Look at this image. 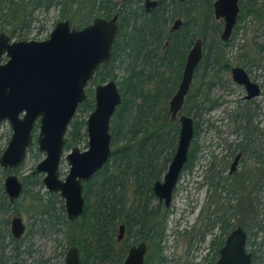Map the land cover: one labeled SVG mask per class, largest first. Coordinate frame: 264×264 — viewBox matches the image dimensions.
Instances as JSON below:
<instances>
[{"label": "trees", "instance_id": "obj_1", "mask_svg": "<svg viewBox=\"0 0 264 264\" xmlns=\"http://www.w3.org/2000/svg\"><path fill=\"white\" fill-rule=\"evenodd\" d=\"M157 1V7L151 12L142 6L141 13L137 14L135 7L142 0H126L120 8L113 0H93L91 10L86 16H81L77 24L76 29H81L90 25L96 18L94 16L111 19L119 15L113 60L111 64L101 65L97 69L92 79L94 84L115 80L116 63L123 62L124 57L131 61L126 69V77L118 83L122 104L111 122V157L104 168L84 184V215L76 221L66 220L65 216L57 217L63 220V224L74 227L75 235L68 244L79 248L80 264H124L131 244L143 241L148 244L145 264L166 263L162 243L169 210L159 203L154 206L152 200L156 198L153 185L170 165L179 140L180 124L178 120L171 121L169 102L179 87L186 57L196 39L201 38L204 42V58L197 69L198 72L203 67L204 74L200 78L199 88H191L180 113L193 117L195 135L198 134L196 119L201 117L205 106H217L215 101H211L210 93L221 84V79L213 74L230 70L224 50L229 44L217 39L222 27L216 25L213 17L216 0H186L183 3L179 0ZM1 3L7 4L9 10L18 6L14 0H1V12L4 9ZM38 4L35 3L36 6ZM59 4L62 6V18L67 19L75 18L76 13L86 6L81 0H61ZM258 11L255 4L249 8L250 14ZM176 17L182 18L183 24L178 31L171 32L167 30L168 24ZM213 35L217 38L208 48V38ZM257 50L258 55L262 56L264 45H259ZM148 70L151 71L147 75ZM198 77L196 74V79ZM147 83L153 85L151 90L145 89ZM86 92L88 94L89 90ZM137 101L141 102L136 104ZM80 107L87 111L95 108V105L88 95V100ZM244 119L246 128L251 131L254 127L251 126V114L248 111ZM86 136V121H79L76 117L66 135L68 143L65 148H71ZM118 140H122L124 145L118 146ZM194 153V149H190L184 170L192 168ZM258 159L261 160L262 156L258 155ZM125 176L134 178L131 195L127 193L129 188L125 185ZM28 193L23 190V194ZM6 199L0 201V214L11 204ZM249 208L243 211L245 216L247 214L245 219L253 214L251 204ZM54 209L53 202L49 201L44 209L36 213L53 217ZM237 209L242 213L241 206ZM61 210L64 213V205ZM225 216L218 220L224 238L213 243L217 247V256L232 227ZM245 219L239 224L243 228H246ZM121 225L125 226L126 234L119 243L117 234ZM262 228L259 224L257 229ZM14 243L18 245L19 242ZM5 249L0 233V264H4ZM15 250L18 251L17 246ZM251 253L253 263L257 264V251Z\"/></svg>", "mask_w": 264, "mask_h": 264}, {"label": "rangeland", "instance_id": "obj_2", "mask_svg": "<svg viewBox=\"0 0 264 264\" xmlns=\"http://www.w3.org/2000/svg\"><path fill=\"white\" fill-rule=\"evenodd\" d=\"M14 1L18 4L16 8L9 10L7 4L1 3L4 9L2 12L0 11V35L5 34L12 41L47 40L55 26L61 21L68 20L74 28H77L80 17L86 16L93 5V0H81L86 3V6L82 11L76 13L75 18L67 19L62 18V6L59 4L61 0ZM125 1L113 0V3L120 8L124 6ZM145 1L142 0L135 7L137 14L141 13L140 8L144 6ZM35 3L39 4L36 6ZM253 4L259 11L250 14L249 8ZM240 6L243 13L241 10L237 26L228 42L230 44L224 49L230 70L213 74L221 79V84L215 86L210 93L211 101H215L217 106L214 108L205 106L201 117L196 119L198 134L195 135L191 145V149L195 151L194 163L191 169L183 171L174 190L172 204L168 209L165 238L162 243L163 256L166 258L165 264H216L219 255H216L217 247H214L213 243L224 238L218 220L226 215L225 217L232 226L231 232L240 226V222L245 219L247 214L245 216L243 211L248 209L250 204L253 214L244 220L246 225L244 229L248 236L247 249L249 252L257 251L259 258L257 264H264V179L261 176L262 163L252 161L247 157L241 168V173L248 170H259L258 194L256 197V191H252L253 195H251V198L254 199L253 205L251 200H248L249 196H236L230 192L232 183L229 176L230 166L238 152L239 145L246 143L243 128L246 127L244 115L247 111L251 114V126L257 129V133L252 137L254 143L252 147L263 153L264 156V54L260 56L257 52L258 46L264 45V0H240ZM95 17L100 16L97 15L93 18ZM177 19L182 18H174L168 24L167 30H171ZM214 20L216 25L223 29V19L216 20L214 17ZM220 36L221 33L218 38L216 35L210 36L207 42L208 48L214 44L216 38L220 40ZM251 59L257 62L253 63ZM2 61L5 62L6 58H3ZM130 62V59L124 57L123 62L116 63L115 75L117 78L114 81L117 84L126 77V69ZM234 67L245 69L251 78L262 86L263 95L261 97L253 101L245 100V89L232 80L231 69ZM150 71H147V75ZM196 74L199 77L194 81L195 89L199 88L204 68L201 67ZM209 74L212 76L211 72ZM93 81L88 84L86 90H89V99L93 100L95 105V88L102 83L94 84ZM108 82L109 80L106 83ZM152 88L153 85L150 83L145 86L147 91ZM140 102L137 101L136 104ZM93 110L94 108L85 111L80 107L74 120L77 117L79 121L85 120L87 122ZM191 118L193 119V117ZM38 134L39 122L36 123L33 131L34 144L29 149L23 165L11 172L0 167L1 202L4 201L5 197L10 202L4 185L9 175L17 176L24 185V189L29 192L22 194L16 202L11 203L0 214V233L6 247L3 253L4 264H65L66 255L72 247L69 246L68 242L75 235L74 227L65 225L63 220L57 219V217L65 216L66 220H69L66 211L64 210L62 213L61 210L64 200L59 193H50L43 185L46 174L36 172L37 165L46 158V154L39 151L36 143ZM12 135L13 131L9 122H2L0 124V157L7 149ZM88 141V136H86L79 139L71 148H65L59 168L61 180L67 177L70 170L67 155L73 148H79L82 152L86 151ZM117 144L118 146L124 145L122 140H118ZM168 167L160 180L163 179ZM125 177V185L129 188L127 193L131 195L134 178ZM240 200L242 213L236 212ZM49 201H52L55 207L53 217L38 215L36 212L44 209ZM157 203V198L152 200L154 206ZM238 212L241 217L237 216ZM15 217L22 218L26 226L25 235L16 241L19 242L18 245L14 243L10 230L11 221ZM256 223L263 227L262 230L256 228ZM15 246L20 252L15 250Z\"/></svg>", "mask_w": 264, "mask_h": 264}, {"label": "water", "instance_id": "obj_3", "mask_svg": "<svg viewBox=\"0 0 264 264\" xmlns=\"http://www.w3.org/2000/svg\"><path fill=\"white\" fill-rule=\"evenodd\" d=\"M184 2L185 0H179ZM240 0H216L213 5L216 20L223 19L220 39L229 42L238 22ZM157 0H146V11L151 12ZM175 20L171 32L182 26ZM119 32V15L111 19L96 17L81 29L71 22H59L50 37L44 41H12L0 35V124L9 122L13 131L7 149L0 157V167L16 170L26 160L34 144L33 131L39 122L36 143L46 158L36 167L45 173L43 185L50 193H59L64 200L67 218L80 219L85 212L84 184L108 163L111 157V121L122 104L119 86L114 80L95 88V108L86 122L88 149L73 148L67 155L70 170L64 180L59 178V168L67 144L66 135L78 109L88 100L86 89L101 65L113 60V47ZM6 58L3 62L2 59ZM204 58V42L195 40L186 57L182 78L169 102L168 114L172 122L179 121L180 132L176 152L162 180L153 185V192L165 208H170L174 190L188 162L195 137V122L180 115L192 88L196 71ZM233 81L246 89L247 100L258 98L261 89L252 82L241 67L232 70ZM239 157L233 163L235 171ZM5 192L11 202L18 200L23 185L15 175L5 180ZM11 232L20 240L26 232L22 218L11 221ZM125 226L121 225L118 241L124 239ZM247 233L242 227L233 230L220 249L216 264H254L247 249ZM148 245L145 242L130 248L124 264H145ZM80 250L72 246L65 264H80ZM18 264V263H14Z\"/></svg>", "mask_w": 264, "mask_h": 264}, {"label": "flooded vegetation", "instance_id": "obj_4", "mask_svg": "<svg viewBox=\"0 0 264 264\" xmlns=\"http://www.w3.org/2000/svg\"><path fill=\"white\" fill-rule=\"evenodd\" d=\"M186 1V0H185ZM184 1V2H185ZM181 3H183V2H181ZM239 4H240V2H239ZM146 5V1H145V3H144V7H146L145 6ZM145 10H146V8H145ZM214 10V9H213ZM241 10H242V13H243V9H242V7L240 6V12H241ZM239 18H240V13H239V17H238V20H239ZM243 19V18H242ZM238 23V22H237ZM237 26V25H236ZM223 28H224V25H223ZM236 28V27H235ZM235 30V29H234ZM222 31H223V29H222ZM222 33V32H221ZM234 33V32H233ZM233 35V34H232ZM232 38V37H231ZM230 41V40H229ZM226 44H228V42L226 43ZM230 44V43H229ZM199 68V67H198ZM235 68V67H234ZM242 68V67H241ZM232 70H233V68L231 69V75H232ZM245 70V69H244ZM246 71V70H245ZM247 72V71H246ZM196 73H197V71H196ZM247 74L249 75V77H250V79L252 80V82H254V83H256V84H258L257 82H255L252 78H251V76H250V74L247 72ZM195 79H196V74H195V78H194V81H195ZM233 80V79H232ZM235 83V82H234ZM193 84H194V82H193ZM238 85V84H237ZM193 86V85H192ZM240 86V85H239ZM258 86L260 87V89H261V94H260V96L259 97H261L262 95H263V88H262V86L260 85V84H258ZM242 87V86H241ZM244 88V87H243ZM245 89V88H244ZM245 91H246V89H245ZM246 95H247V92H246ZM258 97V98H259ZM255 99H257V98H255ZM255 99H252V100H247L246 99V96H245V100L246 101H253V100H255ZM246 125H247V123H246ZM244 129V131H245V139H246V143L245 144H241V145H239V149H238V152L235 154V156H234V158H233V162H232V164H231V166H230V170H229V176H230V180L232 181V183H231V185H230V192H231V194H235L236 196H241V197H243V195H246V196H249L250 198H248V200H251V203H252V205H253V201H254V199H252L251 198V195H253V192L252 191H256L255 192V194H256V197H257V191H258V187H257V180H258V178H259V170L258 169H254V170H248V171H246V172H244V173H241V168H242V166H243V164H244V161H245V159H247V157L250 159V160H252V161H255V162H257L258 161V163H262V177H263V179H264V156H263V153H261V152H259V151H257V149H254L252 146L254 145V143H253V140H252V137H253V135L254 134H256L257 133V129H256V127H254L253 129L251 128V131H250V129H247L246 127H244L243 128ZM258 155H261L262 156V159L261 160H259L258 159ZM237 157H239V161H238V164H237V166H236V169H235V171H233V173H232V166H233V163H234V161L236 160V158ZM24 164V163H23ZM22 164V165H23ZM18 169V168H17ZM16 169V170H17ZM184 170V169H183ZM11 171H14V170H11ZM10 170H9V172H11ZM183 172V171H182ZM10 176V175H9ZM8 177V176H7ZM17 177V176H16ZM251 184V185H250ZM263 184H264V182H263ZM23 185V184H22ZM264 189V188H263ZM262 189V190H263ZM23 190H24V185H23ZM23 190H22V194H23ZM252 192V193H251ZM22 194H21V196H22ZM20 196V197H21ZM156 197V196H155ZM255 197V198H256ZM157 198V197H156ZM17 201V200H16ZM15 201V202H16ZM11 202V201H10ZM11 203H14V202H11ZM158 203L160 204V205H164V204H162V203H160L159 202V200H158ZM239 206H241L242 205V203H241V200L239 201ZM165 207V206H164ZM238 208V207H237ZM169 209V208H168ZM253 210V209H252ZM238 211V209L236 210V212ZM252 213H253V211H252ZM238 217H241L240 216V213L238 212V215H237ZM256 225H257V223H256ZM259 225V224H258ZM258 225L256 226V228H258ZM124 226V225H123ZM238 227H242V226H238ZM237 227V228H238ZM120 228V227H119ZM236 228V229H237ZM243 228V227H242ZM244 229V228H243ZM10 230H11V228H10ZM235 230V229H234ZM245 230V229H244ZM118 232H119V230H118ZM232 232V231H231ZM231 232H230V234H231ZM26 233V232H25ZM247 233V232H246ZM11 234H12V232H11ZM125 234H126V232L124 233V238H125ZM229 234V235H230ZM25 235V234H24ZM23 235V236H24ZM228 235V236H229ZM117 236H118V234H117ZM227 236V237H228ZM12 237H13V235H12ZM227 237L225 238V242H226V239H227ZM23 238V237H22ZM21 238V239H22ZM13 239H14V237H13ZM124 240V239H123ZM122 240V241H123ZM14 241L16 242V241H18V240H15L14 239ZM117 241H118V237H117ZM121 241V242H122ZM119 242V241H118ZM121 242H119V243H121ZM143 242H145V241H143ZM247 242H248V239H247ZM140 243H142V242H139V243H137V244H131V246H130V248L131 247H133V246H138ZM146 243V242H145ZM147 244V243H146ZM225 244V243H224ZM148 245V244H147ZM224 246V245H223ZM222 246V247H223ZM221 247V248H222ZM130 248H129V250H130ZM220 248V249H221ZM129 250H128V253H129ZM220 252V251H219ZM249 252V251H248ZM147 253H148V251H147ZM251 253V252H250ZM252 254V253H251ZM147 255V254H146ZM253 255V254H252ZM127 256H128V254H127ZM127 258V257H126ZM126 260V259H125ZM145 260H146V257H145ZM14 264V263H13Z\"/></svg>", "mask_w": 264, "mask_h": 264}]
</instances>
